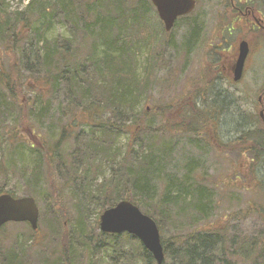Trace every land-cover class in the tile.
I'll return each instance as SVG.
<instances>
[{
    "label": "trees",
    "instance_id": "16d2710c",
    "mask_svg": "<svg viewBox=\"0 0 264 264\" xmlns=\"http://www.w3.org/2000/svg\"><path fill=\"white\" fill-rule=\"evenodd\" d=\"M6 1L0 0V142L3 136L10 145L24 142L16 132L20 128L30 133L43 129L38 134L41 137L35 136L37 143L27 140L35 160L24 169L23 177L28 179V197L37 200L43 183L49 189L37 231L45 228L50 244L44 249L34 244L36 232L29 229L30 236L23 237L18 250L0 254V264H82L83 253L86 256L91 237L98 231L99 215L121 201L133 203L156 221L163 264H264L263 238H234L225 226L201 227L213 218L215 201L213 190L195 172L197 159L188 158L180 179L172 174L162 179L172 149L163 143L157 156L148 146L139 153L134 150L141 135L148 138L152 133L146 126L152 114L166 120L187 99L175 106L170 102L155 106L152 114L138 107L149 100L156 84L163 46H174L159 20L155 26L147 24L149 0H19L27 2L23 12L11 13ZM188 17L174 25L183 21L188 28L182 43L185 54L199 37V27ZM56 25L65 34L50 38ZM143 50H148V57L140 67L136 57ZM216 80L206 91L216 88ZM258 90L263 102L255 107L260 112L264 82ZM199 91H193V108L183 109V129H178L185 135L180 137L195 147L200 136L211 131L208 121L218 119L213 110L198 104V97L204 100L208 95ZM255 119L252 129H237L235 139L221 143L220 148L248 154L252 178L258 180L259 197L264 198V177L258 178L257 169L264 165V121L260 116ZM9 121L13 124L8 126ZM164 125L156 129L159 134L167 133ZM7 127L13 132L11 138L6 135ZM133 132L135 137L122 150L118 139ZM70 139L74 143L71 151L65 145ZM149 139L154 149L156 141ZM6 155L0 148V173L7 171L1 168ZM5 193L16 197L0 188V194ZM67 193L68 202L64 200ZM242 211L229 214L228 220L255 211L264 215L262 205L248 206L244 215ZM167 228L172 230L170 235ZM124 235L132 238L128 248L121 243L117 246L119 236L111 235L116 239L110 245L113 253L119 251L126 264H155L136 238ZM31 250L36 251L33 257L28 256Z\"/></svg>",
    "mask_w": 264,
    "mask_h": 264
},
{
    "label": "rangeland",
    "instance_id": "374dc122",
    "mask_svg": "<svg viewBox=\"0 0 264 264\" xmlns=\"http://www.w3.org/2000/svg\"><path fill=\"white\" fill-rule=\"evenodd\" d=\"M134 1V0H133ZM197 7L192 12V16H189V20L192 21L197 17L196 22L200 26L198 28V39L197 44L193 47L189 54H185V49H187L182 43L186 39L187 26L181 21L178 26L167 34L166 38H171L174 46H163V50L159 56V64L157 65V80L153 90L150 91L149 100L147 102L141 101L139 104V109H147L149 114H152V109L155 106H162L167 103H172L173 106L184 101L183 104L176 106L171 112V115L166 116V120H160L158 117H154L152 114L151 118L148 119L146 126L152 129V133L149 134L148 138H144L141 135V142L137 146H133L135 152L143 150L145 151L148 146L151 151L154 152L155 156L158 155V146L163 143L170 147V153L165 160L169 165H166L164 177L167 174H172L175 179H180L182 172V167L187 163L188 158L197 159V170L196 173H200L201 178H203L204 183L208 188L213 190L214 194V214L207 223L201 225L202 228H212L227 227V231H230L231 235L235 237H256L264 239V215L258 214L256 211L253 214H245L246 208L251 206L253 208H259L261 205L264 208V198H260L258 180H253V174L250 171V166L252 163L248 158L247 153L240 155L236 151L226 152L220 148L221 143H228L231 139H235L237 129L247 128L252 129L253 123L256 121L255 118L259 116V111L256 109L258 96V89L262 87L264 81V50L254 54V62L247 65L246 73L242 78L240 83L230 86V81L227 78L228 70H224L220 67L216 61L217 53H220L219 58L227 61V56L230 51L237 46L236 36L237 31L233 33L232 36L224 35L222 32L224 23L233 20L232 13H229V9L225 11H220L223 2L220 0H196ZM7 11L11 12H23L24 7L27 2L24 1L22 4L19 0H7L5 2ZM223 9V8H222ZM149 20L147 24L149 26H155L158 24V16L155 13L154 8L151 6L149 9ZM227 20H226V18ZM226 20V22H225ZM188 21V20H187ZM65 34L63 27L56 25L54 30H51L49 37H57L59 35ZM66 36V35H65ZM226 36V42L224 37ZM158 37V35H157ZM165 38V37H164ZM251 40V38H250ZM253 47L257 49L259 46L257 42L251 41ZM220 49H217V46ZM230 48V49H229ZM220 51V52H219ZM148 50H143L142 53L138 54L136 57V62L142 67L145 64V59ZM220 58V59H221ZM225 65V63H224ZM221 68V70H218ZM140 72V68L138 69ZM219 72L222 76H216ZM217 79L216 88L214 87L211 92L206 91L207 87L210 86L212 81ZM202 89L200 93H206L205 99H200L198 97L197 102L203 108L211 109L214 111L216 117V123L214 119L208 121L207 126H210V132L208 136H200L197 142V147L191 146L188 138H182L178 129H183L181 126V120L185 108H193L195 102V95L198 90ZM195 91V92H193ZM263 102V97H260V103ZM264 111L263 109H260ZM212 119V115L209 112ZM264 117V112H263ZM165 123L164 128L166 132L164 134H159L156 129ZM8 126L13 124L12 121L6 123ZM7 136L11 138L13 132L10 127H7ZM21 137L26 139L24 142L13 141L12 145L5 139V141L0 142V148L6 155V159L2 162L1 168L6 169V172L0 173V188L4 191H12L15 196L19 199L21 197H27L28 190H26V184L28 179L23 177L24 169L27 170L34 163L35 156L30 149V141L37 143L36 137H41L39 133H43V129L37 131L32 130L31 133L27 129L20 128L16 131ZM48 137V136H46ZM45 137V138H46ZM57 137V135H56ZM135 137L134 132L132 134H123L118 139L119 147L125 150L129 140ZM154 138L157 146L151 145V140L149 138ZM180 137V138H179ZM30 140L27 142V140ZM53 138H50L51 140ZM214 141V142H213ZM67 150L71 151L73 149V139H70L65 143ZM203 150V151H200ZM262 167H261V166ZM201 166V167H200ZM200 167V168H199ZM258 178L264 177V165L259 164ZM257 170H254V175L256 176ZM6 175V177H4ZM245 177V179H244ZM256 178V177H255ZM47 186L42 184L40 187V195L36 201L39 212L45 209L46 201H44L45 195L48 193ZM263 190V189H262ZM64 200L69 198V194L64 195ZM238 210H243L242 217L240 215L234 216L233 219L228 220L229 214H234ZM95 217V216H94ZM94 218L89 221L93 223ZM99 224V221H98ZM27 224H6L0 230V254L10 250H18V244L21 243L23 237L28 238L30 236V230ZM43 228L35 233L36 238H34V244L40 245L44 249L49 246V239L47 240L46 231ZM93 237L90 240L89 249H87L86 256L83 253L82 264H91V262H99L100 264H126L125 260L121 259L119 251L113 253L110 245L113 244L112 236L104 235L100 236L101 232L94 231ZM167 232L170 235L172 233L171 228H167ZM100 236V237H99ZM132 241V238L125 237L123 234L117 238V246L119 243L122 247H129L127 241ZM124 243V244H123ZM43 244V245H42ZM37 248V246H33ZM53 246L50 247V250ZM35 250H31L28 256L33 257ZM36 252V251H35ZM124 252V251H123ZM81 253V254H82ZM124 252L123 254H125ZM82 261V257L80 259ZM140 264V263H138Z\"/></svg>",
    "mask_w": 264,
    "mask_h": 264
},
{
    "label": "water",
    "instance_id": "95a60500",
    "mask_svg": "<svg viewBox=\"0 0 264 264\" xmlns=\"http://www.w3.org/2000/svg\"><path fill=\"white\" fill-rule=\"evenodd\" d=\"M159 16L165 32H170L181 16L189 15L196 3L194 0H150ZM238 59L234 65L233 80L240 81L249 48L246 42L238 44ZM263 119V113L260 114ZM39 212L32 197L13 198L10 194L0 195V228L9 222L27 223L31 230L38 229ZM99 232L107 235L135 237L144 250L152 256L155 264H163L164 252L156 221L128 201H121L99 215Z\"/></svg>",
    "mask_w": 264,
    "mask_h": 264
},
{
    "label": "flooded vegetation",
    "instance_id": "af4514ba",
    "mask_svg": "<svg viewBox=\"0 0 264 264\" xmlns=\"http://www.w3.org/2000/svg\"><path fill=\"white\" fill-rule=\"evenodd\" d=\"M223 2V5H221L220 11H225L229 9L230 15L232 13L233 20L228 21L224 23L222 32L224 35L232 36L235 30L237 31L236 41L237 46L241 41L246 42L249 52L247 55V59L243 66V73L241 76V81L243 76L245 75L246 67L247 65L250 67V65L254 62V54L258 51L261 52V50H264V0H220ZM195 8L197 7V1L195 0ZM223 8V9H222ZM194 10L192 12H194ZM192 16V14L190 15ZM197 17L192 19L195 25L199 26V23L196 22ZM224 37V41L226 42V36ZM251 38V40H250ZM255 41L259 44V48L257 49L255 46L253 47L251 41ZM220 49V46H217V49ZM230 49V48H229ZM220 52V51H219ZM220 53H217L216 61L220 64V67L224 70H228V76L227 78L230 81V86H233L237 83L233 80V71H234V65L237 60L238 56V47L234 48L233 51L229 53L227 56V61L224 62V59L222 61V58H219ZM225 63V65H224ZM221 68H218V70H221ZM216 76H222L221 73L217 72ZM240 81V82H241ZM238 82V83H240ZM264 82V81H263Z\"/></svg>",
    "mask_w": 264,
    "mask_h": 264
}]
</instances>
